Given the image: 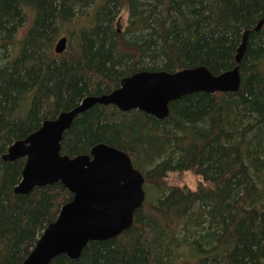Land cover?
I'll list each match as a JSON object with an SVG mask.
<instances>
[{
	"label": "trees",
	"instance_id": "obj_1",
	"mask_svg": "<svg viewBox=\"0 0 264 264\" xmlns=\"http://www.w3.org/2000/svg\"><path fill=\"white\" fill-rule=\"evenodd\" d=\"M262 20L264 0H0V264H22L73 198L61 184L15 195L26 160L3 161L11 145L134 74L233 70L245 32L237 93L185 96L165 120L102 105L76 117L61 154L124 151L146 201L130 230L50 264H264ZM187 173L196 190L169 185Z\"/></svg>",
	"mask_w": 264,
	"mask_h": 264
},
{
	"label": "water",
	"instance_id": "obj_2",
	"mask_svg": "<svg viewBox=\"0 0 264 264\" xmlns=\"http://www.w3.org/2000/svg\"><path fill=\"white\" fill-rule=\"evenodd\" d=\"M263 25L264 20L256 31ZM248 35L245 32L233 70L214 75L206 67H197L175 73L134 74L123 79L120 87L110 94L86 97L77 107L45 121L37 132L10 146L2 156L3 161L26 160L15 195H28L35 188L61 184L73 196L22 264H50L60 255L77 260L88 243L112 240L130 230L136 211L146 201L145 178L124 151L98 144L89 155L70 158L61 154L64 134L76 117L102 105L114 106L122 112L138 110L165 120L170 114V104L185 96L200 92L237 93ZM67 45L68 39L61 38L55 52L62 54Z\"/></svg>",
	"mask_w": 264,
	"mask_h": 264
},
{
	"label": "rangeland",
	"instance_id": "obj_3",
	"mask_svg": "<svg viewBox=\"0 0 264 264\" xmlns=\"http://www.w3.org/2000/svg\"><path fill=\"white\" fill-rule=\"evenodd\" d=\"M200 181H201L200 178L193 176L191 173H187L183 176H179V175L171 176L169 178V185L182 186V187L187 186L192 190H196Z\"/></svg>",
	"mask_w": 264,
	"mask_h": 264
}]
</instances>
